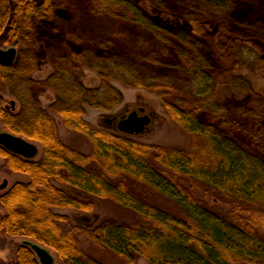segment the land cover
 <instances>
[{
  "label": "trees",
  "instance_id": "trees-1",
  "mask_svg": "<svg viewBox=\"0 0 264 264\" xmlns=\"http://www.w3.org/2000/svg\"><path fill=\"white\" fill-rule=\"evenodd\" d=\"M141 1L0 0V42L17 50L12 63L0 62V121L42 148L30 161L0 146L8 169L29 177L0 195V235L53 250L60 264H106V252L123 264H138L139 256L149 264H264V94L241 74L264 72V57L238 46L253 38L264 44V0ZM143 5L168 22L178 17L182 28L160 26ZM42 62L51 72L35 80ZM83 69L97 75V87L82 83ZM111 81L150 91L193 144L165 148L86 122L85 106L108 112L122 102ZM46 90L53 99L45 109L39 96ZM229 94L247 97L241 113L260 124L253 139L224 128ZM53 115L90 142L89 153L60 140ZM199 194L211 195V205ZM81 197L111 200L139 219L62 231L65 217L53 209L93 210ZM77 232L97 253L80 246ZM8 264L40 262L21 242Z\"/></svg>",
  "mask_w": 264,
  "mask_h": 264
},
{
  "label": "rangeland",
  "instance_id": "rangeland-1",
  "mask_svg": "<svg viewBox=\"0 0 264 264\" xmlns=\"http://www.w3.org/2000/svg\"><path fill=\"white\" fill-rule=\"evenodd\" d=\"M130 1L137 2V4L142 6L141 0ZM83 8H86L85 3ZM143 8L148 14L155 15V23L160 24V26L182 28L184 24L183 21H181L176 16H171L169 19L170 21L168 22V20L165 18L166 15H163V17L161 14L162 12L157 11L155 8L145 5H143ZM176 20L180 22L178 23V21ZM207 26L211 31L215 29L213 22H209V24L207 23ZM114 44V46H116L118 48L117 50H119L120 52V45H122V43H120L118 40H115ZM10 46L11 45H4L0 42V49H6ZM238 46L240 48H243L244 53L246 54L249 53L251 56L264 57V44L257 38L240 41ZM209 58L211 61H215L214 56H209ZM216 65L217 63L215 62V66ZM50 72L51 66L46 62H42L39 63L38 68L33 73L32 77L35 80H44ZM241 74L247 77V79L251 83L252 88L255 91L264 94V72L259 71L255 68H243L241 70ZM81 75L82 83L86 87L98 86L99 79L94 72L88 69H83ZM111 84H113L122 93V102L113 110L108 112L94 110L85 106V115L83 118L90 125L98 129L118 133V130L116 128L118 120L122 117H126L127 114L133 110L143 108V114H147L151 121L142 134L134 136L137 141L165 148H182L193 144L192 136L189 133L185 132L167 115L161 102L150 91L144 88L125 86L118 81H111ZM3 99L4 104L8 105L9 101L12 100V97L7 93H4ZM39 99L41 102V106L46 109L53 99V94L51 91L46 90L39 96ZM222 101L226 108L224 120L227 121L224 128L231 131H238L237 133L249 137L248 139H253L250 136V134H252L250 132L256 131L260 124L252 125L241 113V109L244 108V105L248 102L247 97L245 95L233 96L229 94L223 95ZM18 109L19 105L16 104V111H18ZM53 118L57 126L58 136L65 145L85 154L90 152V142L83 135L67 129L63 125L62 120L56 115H53ZM214 124L218 125V122H214ZM4 130L5 127L0 121V131ZM254 145H257V143H254ZM38 148L39 154L36 156V158L33 159V161L39 160L41 156L42 148L40 144H38ZM3 180L7 181V185L4 189H0V195L6 193L17 182H28L29 177L21 172L10 171L6 165L5 160L0 157V184L3 182ZM199 196H202V198H204L209 205H211V203L213 202V197L211 195L199 194ZM148 198L150 200L153 199L154 203H156L157 205L162 204V207L166 209L168 208L174 212L178 211L176 206L170 201H167L163 198H160V200L154 199V196L150 193L148 194ZM84 199L91 200L93 202V210L85 212L69 208L53 209V212L55 214L65 217L64 220L59 221L62 231H73L74 228L89 230L107 219L125 223H131L139 219V216L137 214L128 210L127 208L114 203L111 200L95 197ZM0 212L4 213L1 206ZM259 233L264 239V229H261ZM76 238L78 239L80 246L83 247L86 251L90 253H97L93 244L89 240H87L81 232L76 233ZM21 241V237L0 235V262H2L3 264L14 262L16 258V250L17 247L21 244ZM50 252L54 256L53 264H60V260L56 256V253L53 250H50ZM101 256L103 262L106 264H123V261L121 259L107 252L103 253ZM136 261L138 264H149L144 258L140 256L137 257Z\"/></svg>",
  "mask_w": 264,
  "mask_h": 264
},
{
  "label": "water",
  "instance_id": "water-1",
  "mask_svg": "<svg viewBox=\"0 0 264 264\" xmlns=\"http://www.w3.org/2000/svg\"><path fill=\"white\" fill-rule=\"evenodd\" d=\"M16 55L17 50L14 46H10L6 49H0V62L3 64H10L15 60ZM9 105L12 109H14L15 101L10 100ZM143 112L144 109L139 108L138 110L129 112L126 117L119 119L116 124L118 132L128 136H138L142 134L151 121L149 116L147 114H143ZM38 144L39 143L35 141H30L22 136L10 133L7 130L0 131V146L23 159L33 160L36 158L39 154ZM6 185L7 181L3 180L0 184V189H4ZM21 242L30 246L40 264L54 263V256L48 248L30 240H22Z\"/></svg>",
  "mask_w": 264,
  "mask_h": 264
},
{
  "label": "flooded vegetation",
  "instance_id": "flooded-vegetation-1",
  "mask_svg": "<svg viewBox=\"0 0 264 264\" xmlns=\"http://www.w3.org/2000/svg\"><path fill=\"white\" fill-rule=\"evenodd\" d=\"M30 161H32V160H30Z\"/></svg>",
  "mask_w": 264,
  "mask_h": 264
}]
</instances>
